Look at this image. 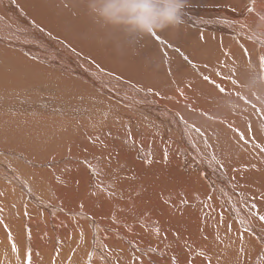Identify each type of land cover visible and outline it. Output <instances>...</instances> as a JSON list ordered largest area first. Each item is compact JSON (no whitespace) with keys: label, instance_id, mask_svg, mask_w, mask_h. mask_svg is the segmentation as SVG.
<instances>
[{"label":"bare ground","instance_id":"bare-ground-1","mask_svg":"<svg viewBox=\"0 0 264 264\" xmlns=\"http://www.w3.org/2000/svg\"><path fill=\"white\" fill-rule=\"evenodd\" d=\"M106 2L0 0V264H264V0Z\"/></svg>","mask_w":264,"mask_h":264},{"label":"clouds","instance_id":"clouds-1","mask_svg":"<svg viewBox=\"0 0 264 264\" xmlns=\"http://www.w3.org/2000/svg\"><path fill=\"white\" fill-rule=\"evenodd\" d=\"M181 0H107L101 15L124 20L143 31L162 29L182 22Z\"/></svg>","mask_w":264,"mask_h":264},{"label":"snow or ice","instance_id":"snow-or-ice-1","mask_svg":"<svg viewBox=\"0 0 264 264\" xmlns=\"http://www.w3.org/2000/svg\"><path fill=\"white\" fill-rule=\"evenodd\" d=\"M153 36L155 37L156 36V34H153ZM157 39H158V37H157ZM260 63L262 64V66H264V57H260ZM261 219L262 220H264V217H261ZM13 249H14V251H15V246L13 245ZM27 262H26V264H31V262H30V252L27 254Z\"/></svg>","mask_w":264,"mask_h":264}]
</instances>
